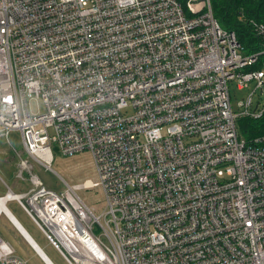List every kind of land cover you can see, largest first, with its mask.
I'll return each mask as SVG.
<instances>
[{
    "label": "built area",
    "instance_id": "obj_1",
    "mask_svg": "<svg viewBox=\"0 0 264 264\" xmlns=\"http://www.w3.org/2000/svg\"><path fill=\"white\" fill-rule=\"evenodd\" d=\"M250 24L246 54L211 0H0V138L19 133L28 184L6 204L68 264H264V135L237 124L264 115ZM54 145L90 151L100 182L44 186L29 159L51 170ZM0 264L30 262L0 236Z\"/></svg>",
    "mask_w": 264,
    "mask_h": 264
},
{
    "label": "rangeland",
    "instance_id": "obj_2",
    "mask_svg": "<svg viewBox=\"0 0 264 264\" xmlns=\"http://www.w3.org/2000/svg\"><path fill=\"white\" fill-rule=\"evenodd\" d=\"M196 7L200 9V7ZM230 92L233 109L237 111L239 102L249 95L250 90H239L235 84H231ZM259 95L260 92H257L255 102L258 101ZM262 105H264V97ZM38 106H40L41 110H44L41 101L38 102ZM38 106L35 101L32 103L33 112L38 111ZM128 113H132V110L129 109ZM8 140L10 143L6 138H0V196H4L7 193L5 183L14 191H16L17 188L21 189L22 187L28 186L27 183L16 179L19 161L17 155L20 153L24 158H27L24 154L23 144L19 133H11ZM189 140L190 139H186V142H189ZM52 151L53 161L51 163V170L45 169L29 159L33 172L40 178L41 182L47 188L60 192L66 187L63 180L70 185L82 184L87 180H91L93 183L100 182L95 162L90 151L65 156L55 145L52 147ZM79 195L88 204L94 206L97 209L98 214L104 211L105 198L100 187L82 189L79 191ZM7 206L54 264H68L56 248L53 247L44 237L43 233L16 201H10ZM0 236L4 240L10 242L15 247L18 254L27 258L30 264H45L39 254H37V252L27 243L4 214L0 216Z\"/></svg>",
    "mask_w": 264,
    "mask_h": 264
},
{
    "label": "trees",
    "instance_id": "obj_3",
    "mask_svg": "<svg viewBox=\"0 0 264 264\" xmlns=\"http://www.w3.org/2000/svg\"><path fill=\"white\" fill-rule=\"evenodd\" d=\"M214 15L221 25L237 33L243 52L253 54L263 50L261 40L254 34L251 21L264 22V0H211ZM185 6V0H180ZM264 67V55L250 67ZM240 135L247 141L264 135V115L257 120L243 118L238 122Z\"/></svg>",
    "mask_w": 264,
    "mask_h": 264
},
{
    "label": "bare ground",
    "instance_id": "obj_4",
    "mask_svg": "<svg viewBox=\"0 0 264 264\" xmlns=\"http://www.w3.org/2000/svg\"><path fill=\"white\" fill-rule=\"evenodd\" d=\"M4 214L8 220L12 223V225L15 226L17 231L21 234V236L27 241V243L39 254L41 259L44 261L45 264H54V262L49 258V256L44 252V250L37 244V242L34 240V238L29 234V232L24 228V226L15 218V216L12 214V212L8 209V206L6 204V199L2 198L0 196V216ZM23 231L24 234H22ZM27 233V234H26ZM29 235V236H28ZM29 239V240H28Z\"/></svg>",
    "mask_w": 264,
    "mask_h": 264
},
{
    "label": "water",
    "instance_id": "obj_5",
    "mask_svg": "<svg viewBox=\"0 0 264 264\" xmlns=\"http://www.w3.org/2000/svg\"><path fill=\"white\" fill-rule=\"evenodd\" d=\"M20 231H21V229H19ZM22 232V234H24V236H26V238H28L27 237V235H25V233L23 232V231H21ZM27 234V233H26ZM29 236V235H28ZM29 240V239H28ZM37 251V250H36ZM38 252V251H37Z\"/></svg>",
    "mask_w": 264,
    "mask_h": 264
},
{
    "label": "crops",
    "instance_id": "obj_6",
    "mask_svg": "<svg viewBox=\"0 0 264 264\" xmlns=\"http://www.w3.org/2000/svg\"><path fill=\"white\" fill-rule=\"evenodd\" d=\"M13 214V213H12ZM14 215V214H13ZM16 218V217H15ZM17 219V218H16ZM18 220V219H17ZM19 221V220H18Z\"/></svg>",
    "mask_w": 264,
    "mask_h": 264
}]
</instances>
